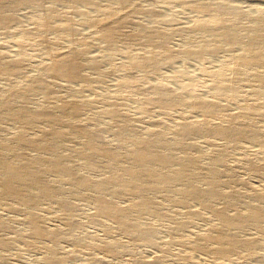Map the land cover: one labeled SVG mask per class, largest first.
Masks as SVG:
<instances>
[{
  "label": "bare ground",
  "instance_id": "1",
  "mask_svg": "<svg viewBox=\"0 0 264 264\" xmlns=\"http://www.w3.org/2000/svg\"><path fill=\"white\" fill-rule=\"evenodd\" d=\"M43 1L0 0V26L8 25L12 21L11 16L3 12L5 9L25 4L39 8ZM51 1L68 5L66 7L78 13L90 28L95 29L104 42L109 58L115 57L118 53L125 54L127 62L124 70L128 77L117 83L108 108L94 114L95 117L107 115L120 120V132L114 143H103L101 130L86 127L78 121H74L69 131L59 129V123L65 119L66 115L82 114L94 104V100L73 98L57 104L56 85L59 82L78 83L81 88L77 93L81 94L83 88H90L85 83L84 70L96 69L97 65L95 62H85L87 43L79 42L77 28L71 22L60 24L58 18L63 17L65 13L53 8L54 6L52 9L48 8L33 19L34 25L42 30L43 36H40L42 45L52 46L51 39L47 36L51 33L61 38L68 36L71 39L70 43L74 46L60 52L56 61H49V65L45 68L46 74L31 78L23 88L10 81L2 90L6 96L0 107V117L7 116L21 123L23 127L10 141L4 139V135L6 137L7 134L0 129V201L7 198L29 206L28 231L34 235L43 236L47 232L41 224L36 206L44 199H54L58 202L64 219L68 222V232L77 226L73 217L76 206L68 199L66 192L55 186V182L67 180L71 182L76 192L91 187L95 190H108L114 196H137L138 201L130 205L115 203L110 198H106V195L96 198L95 218L114 220L122 232L136 237L141 236L150 241L149 238L155 230L141 226L136 215L151 214L164 217L166 214L159 211L150 194L167 195L177 189L182 204H186L188 199L195 200L217 217L219 222L213 227L212 240H209L215 247L214 254L217 258L222 259L227 251L236 248L244 252L260 250L261 246L256 237L238 239L235 232L249 227L255 228L257 232H264V210L258 205L260 202L264 203V188L252 194V201L255 202L249 201L247 203L249 208L244 213L237 210L230 213L229 209L213 207L212 200H223L232 204L233 201L243 199V192L235 190L221 193L217 190V187L223 183L219 171V165L225 162L226 158L223 150L218 151V147H214L211 152L212 158L206 163L202 161L204 158L201 156L199 144L190 143L184 137L196 134L206 140L220 138L233 146L242 140L257 143L262 156L258 162L251 161L250 165L252 168L264 170V112H259L254 103L243 102L244 104L237 112L225 113L227 110L225 103L239 101L237 80L242 76L240 70L258 67L264 69V10L253 24L245 25L241 20L246 15L231 0H213L211 3L181 0L192 9L194 8L193 10L198 11V14L201 12L206 16L188 27L189 31L194 30L201 34V39L191 46L189 44V48L181 49L180 52L171 48L169 46L171 35L165 33L160 27L161 24L173 21L174 12L170 10L169 13H159L155 17L154 25L140 23L138 31H140L142 42L140 49L135 51L131 49L134 37L124 34L125 27L131 23L134 14H153V9H135L128 0ZM104 2L115 3L122 10L108 8V5L103 4ZM75 6L77 9L74 8ZM95 13L100 16H96ZM101 16L103 17L100 18ZM33 32L31 28L24 29L19 37L16 36L15 43L19 49L24 47L26 39L33 35ZM221 42L229 47H238L241 52L234 58L235 76L224 81L212 82V91L215 93L213 96H197L188 81H178L177 75L164 77L159 74L161 66L169 64L176 56L202 60L205 54L219 52ZM120 43H123V48H120ZM5 55V50L1 47L0 74L8 77L22 74L21 60H28L31 57L27 53L18 52L16 58L7 60ZM226 63L222 62L225 65ZM201 68L205 75L224 76L225 74L221 68L218 69L219 67L215 70H209L205 66ZM119 70L112 64L108 71L114 73ZM134 72H140V75L135 76ZM150 76H157V78L149 91L144 92L146 101L139 105L141 113L148 114L150 107L156 106L163 113L168 114L172 109L185 105L200 115V118L194 121L181 120L174 130L176 136L174 139L165 135L163 121L160 120L154 122V126L147 133L140 135L135 123L124 117V108L117 102L121 90L128 89L127 97H132L143 84L142 82ZM252 77L254 84L250 88L251 93L264 101L262 86L264 72H252ZM38 93L44 95V107L33 111L32 102ZM181 93H184L187 98H184V95L181 97ZM218 95L223 99H217ZM259 117L261 124H258ZM44 121L51 124L49 130H46L40 139L30 137V130ZM78 134L85 140L84 147L70 152L68 146ZM128 142L132 144V147L123 151L121 146ZM17 147H21L20 150H17ZM66 147L67 152L64 151ZM29 151H41L47 156L41 158L37 155H29ZM76 154L82 156L80 167L73 164V157ZM208 155L206 154L207 157ZM204 168L207 169L206 172H203ZM82 169L98 174L106 172L98 179L92 180ZM47 174H51L52 179H48ZM198 180L205 183V188L197 184ZM194 213L199 215L197 211ZM6 227L7 222L0 218V232ZM62 233L66 234L59 231L49 234L60 238L64 236ZM10 241L0 234L1 246H9ZM208 245L202 241L196 243L199 249ZM49 260L52 264L63 262L62 258L54 254ZM0 264H8V262L3 259ZM240 264H264V260L255 258L250 263Z\"/></svg>",
  "mask_w": 264,
  "mask_h": 264
},
{
  "label": "rangeland",
  "instance_id": "2",
  "mask_svg": "<svg viewBox=\"0 0 264 264\" xmlns=\"http://www.w3.org/2000/svg\"><path fill=\"white\" fill-rule=\"evenodd\" d=\"M199 1L204 3L213 2V0ZM231 1L246 15L241 20L245 25L253 24L254 20L264 10V0ZM128 2L133 4L135 9L154 10L153 14H134L131 23L125 27L124 34L134 37L131 46L132 50L140 49V43L142 42L140 31H138L140 23L150 26L156 21L155 17L159 13H169L170 10V12H174L173 21L161 24L162 26L160 27L165 33L171 35L169 41L171 48L180 52L189 48V44L191 46L201 39V34L194 30V32L192 30L189 31L188 27L194 22L196 23L198 19L200 20V18L202 19L206 16L202 15L201 12L199 13L201 15H199L198 11L193 10L194 8L192 9V7L181 0H128ZM103 4L108 5V8L122 10L115 3L104 2ZM66 6L68 5L44 0L39 7L40 9L25 4L3 11L12 18L10 24L0 26V48L2 47L5 50V58L7 60L16 58L18 52L27 53L31 57L28 60H21L22 74L10 75L9 77L0 74V107L6 96L2 90L10 81L19 84L23 88L31 78L46 74L45 68L49 65V61H56L60 52L65 48L69 49L74 46L70 43L71 39L68 36L61 38L51 33L47 34V36L51 39L52 46L46 47L42 45L43 43L40 40L43 36L42 30L34 25L33 19L41 15L43 11L53 7L65 13L63 17L58 18L60 19V24L71 22L77 28L79 42L87 43L86 55L84 56L85 62H95L97 65L96 69L84 70L83 77L86 79V85L90 88H83L81 94L77 93L81 88L78 83L59 82L56 85L57 104L73 98L94 100V104L82 114L66 115L65 119L59 123V129L69 131L74 121H78L86 127L101 130V141L103 143H114L120 132V120L113 119L107 115L95 117L94 114L108 108L117 83L128 77L124 70L127 59L124 53H118L115 57L109 58L104 48V42L98 32L90 28L78 13ZM77 6L81 8L79 5ZM77 6L74 8L77 9ZM30 28L34 30L33 35L29 36L30 41L27 38L24 47L19 49L17 43H15L16 38L21 35L24 29ZM219 46V52L205 54L202 60L176 56L169 64L161 66L159 74L164 77L177 75L179 77L177 78L178 81H188L193 86V91L197 96H213L215 93L212 91V82L224 81L235 76L233 68L235 64L234 58L241 52L238 47H229L222 42ZM120 48H123V43H120ZM222 62L227 63L225 65ZM111 63L120 70L114 73L109 72ZM204 66L209 70H215L219 67L218 69L221 68L225 71V74L224 76L205 75L201 71V67ZM263 70L261 67L255 69L243 68L240 70L242 76L237 80L239 101L225 103L226 114L237 112L244 103H254L259 112H264V101L252 95L250 90L254 84L252 72L263 73ZM133 74L139 76L140 72H134ZM155 78L157 76L147 78L134 92L133 96L129 98L127 97L129 90L124 88L120 91L117 102L124 108V117L135 123L137 132L140 135L147 133L154 126L153 123L160 120L163 121L162 127L165 135L174 139L176 137L174 130H176L181 120L194 121L200 118V115L185 105L172 109L168 114L163 113L156 106H151L148 114L141 113L139 105L146 101L144 92L149 91ZM174 86L177 87V85ZM262 86L264 88V84ZM181 95V97L184 95V98H187L184 93H181ZM34 99L31 109L33 111L42 109L45 101L44 95L38 93ZM217 99L222 100L223 98L218 95ZM260 117L258 124H261ZM0 118V129L4 131V134L5 132L7 134L6 137L4 135V139L10 141L21 131L23 125L7 116ZM50 127L51 124L49 122H41V124L39 123L30 130L29 135L34 139H40L42 134L49 130ZM184 139L190 143L199 144L198 147L202 152L201 156L204 158L202 161L206 163L210 162L212 158L211 152L214 147H218V151L223 150L226 155L225 162L219 165L223 183L217 187V190L221 193L234 192L235 190L243 192V199L240 201H233L230 204L223 200H212L213 207L229 209L228 212L237 210L240 213H244L247 211L249 208L247 203L252 201V194L262 191L264 188V170L252 168L250 165L251 161L258 162L261 159L262 151L260 146L257 143L243 140L233 146V144L220 138L206 140L196 134L187 135ZM84 143V138L78 134L70 142L68 150L70 152L78 150L84 147ZM131 147L132 144L128 142L121 146V149L126 151ZM20 148L17 147L16 149L20 150ZM64 151L67 152V147ZM37 152L29 151V155H37L41 158L47 156L44 152ZM206 154H209L210 157L209 155L207 157ZM81 161V155H74V165L80 167ZM98 164L104 165L103 163ZM82 170L92 180L98 179L106 172L98 174ZM206 171L207 169L204 168L203 172ZM47 178L52 179L51 174H47ZM54 184L61 191L66 192L68 199L75 204L76 209L73 211V217L77 225L75 226L76 228L68 232L69 225L64 219L63 211L58 202L54 199H44L36 206V210L47 234L43 236L34 235L28 231L29 219L27 212L30 210L29 206L4 198L0 201V218L7 222V227L0 234L4 239L11 240V244L6 247L0 245V261L4 259L8 264H52L49 260L52 254L63 259L61 264H240L243 262L250 263L255 258L264 260V232H257L253 227L235 232L236 238L256 237L261 246L260 250L244 252L242 249L236 248L227 251L222 259L217 258L214 254L215 247L209 241L212 240L213 227L219 222L217 217L195 200L188 199L186 204H182L179 198L181 196L177 189L167 195L150 194L159 211L166 214L164 217L151 214L136 215L141 226L151 227L155 230L149 238L150 241H147L146 238L141 236L136 237L135 235L122 232L114 220L108 218L97 220L95 218L97 211L96 198L106 195V198H110L115 203L130 205L138 201L137 196H114L108 190H95L91 187L83 188L81 190L82 193L76 192L71 182L67 180L58 181ZM197 184L201 188H205V183L201 180H198ZM258 205L264 210V203L260 202ZM194 211H197L199 215H195ZM57 231L65 232L66 234L62 233L64 236L60 238L49 234ZM198 241L206 242L209 245L199 249L196 246ZM148 261L152 262L148 263Z\"/></svg>",
  "mask_w": 264,
  "mask_h": 264
}]
</instances>
